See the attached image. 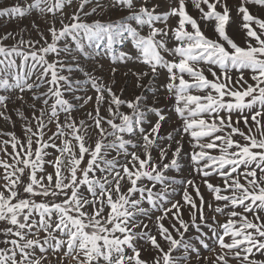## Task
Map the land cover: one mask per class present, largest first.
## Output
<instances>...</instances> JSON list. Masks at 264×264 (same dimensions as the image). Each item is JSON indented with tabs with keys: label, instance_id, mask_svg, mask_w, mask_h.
Returning a JSON list of instances; mask_svg holds the SVG:
<instances>
[{
	"label": "snow or ice",
	"instance_id": "snow-or-ice-1",
	"mask_svg": "<svg viewBox=\"0 0 264 264\" xmlns=\"http://www.w3.org/2000/svg\"><path fill=\"white\" fill-rule=\"evenodd\" d=\"M190 2L198 17L186 0L0 4V17L61 13L39 48L0 35V90L16 93L0 94V119L13 128L0 131V264H264V13L254 11L264 0L235 6L243 45L229 32L228 0ZM105 56L144 65L129 69L139 94L95 74ZM161 91L180 122L166 133ZM17 101L31 109L30 118L15 109L20 136ZM190 223L198 234L185 239Z\"/></svg>",
	"mask_w": 264,
	"mask_h": 264
},
{
	"label": "rangeland",
	"instance_id": "rangeland-1",
	"mask_svg": "<svg viewBox=\"0 0 264 264\" xmlns=\"http://www.w3.org/2000/svg\"><path fill=\"white\" fill-rule=\"evenodd\" d=\"M32 0H0V4H4L7 3L9 5L12 4H20V5H26L28 3H31ZM240 3V0H228V4L230 6V8L232 9L231 12V16H232V22L230 23V27H229V32L230 34L237 40V42L241 43L243 45L244 43V32L241 30V17L240 15L237 14L236 12V8L235 6L238 5ZM186 5H187V9L189 11V13L191 15H193L194 17H198L199 16V12L197 9H195L193 7V5L191 4L190 0H186ZM87 10V9H86ZM205 10H207L205 8ZM72 11L71 8H65L64 9V13L68 14ZM255 12H257L258 14L264 13V9H254ZM61 16V13L57 12L56 16L53 17L51 14H47L42 15L40 14L37 10H32L31 12L27 13L24 17H13V18H8V17H0V35L5 34L6 32H11L13 33V37L10 38L9 40L5 41L6 44L11 45L13 44L16 40H19L21 36H23V38L25 40L31 39L33 41L39 40L40 43L36 44V48L41 47L44 44V40L41 39L40 37V32H43L44 35L46 37H48L49 42L51 40L50 35L47 31L50 23L55 20L56 22V26L59 27V17ZM176 19H170L169 23L172 25H175L176 23ZM34 24L36 25V27H34ZM202 27H204V25L202 24ZM209 34L211 33V25H209L206 29H205ZM144 32H147V27H145ZM130 46L129 42H126V45L123 46H117L119 47L121 50H126V47ZM49 59H51V57H49ZM99 63L103 64V68L102 69H96L95 74L98 77H103V82L106 84H111L112 80L115 79L116 84H115V88H120V87H124L125 86V82L127 83V86L125 88V92H124V96L125 97H132L134 94H139V92L141 91L140 89H137L135 87L136 84V78L134 76L131 75V73L129 72V69H139V68H143L144 65L140 64V63H132L129 62L127 64L124 63H120L117 62L115 64H113L110 60L109 57H100L97 58ZM95 62L94 61H84V65L86 67H94ZM115 67L117 68V72L115 74V77L112 76L111 73V68ZM125 72H129V75L125 76L124 73ZM246 75H248L246 73ZM77 78H80L79 76ZM34 79V77H33ZM161 79H163V77H161ZM249 82L251 83V80H249ZM143 83H147V78H145V80L143 81ZM157 83H159V81H157ZM88 91L87 94L88 95H92L93 97H95V92L93 90H91L90 86H87ZM45 89H41V91H44ZM115 90V89H114ZM0 94H9L12 95L13 98L15 97L16 93H7L4 92L3 90H0ZM83 92H78L77 95H83ZM145 94L149 96V99L151 100V93L147 91V89H145ZM25 99L28 101V104L30 105L32 102L31 100V93H25ZM167 93L161 91L160 93H158V97L160 99L161 104H165L167 105V112L168 114L171 116V119L167 122L163 124V128H162V133H166L168 131H171V129L173 127H176L177 124H179L180 122L176 119L175 113L172 110L171 105L173 104L174 100L173 99H166ZM37 107H40L41 104L40 102H36ZM94 105V101L90 102L89 104H87L84 108L79 109L78 111H74L73 112V116L74 117H78V118H84L83 114L87 111L92 110ZM16 107H20V102L17 101L16 105H12L9 104V109L11 110V116H12V120L15 121V131L17 133L18 136L21 135V128L23 125V121L19 118V116L16 114ZM20 110L24 112V114L26 116H28L30 118L31 116V109L28 106H23L20 107ZM124 111H128L126 108L122 109ZM38 114V113H37ZM61 119H63V115L61 116ZM149 120L154 121L155 120V116L152 114H149L148 116ZM241 127H243V125H241ZM12 125L11 123L0 119V131H12ZM5 139L7 137H4ZM238 138V137H237ZM176 139H180L179 136H176ZM185 141H187L189 139L188 136H185ZM173 147H175V144L173 143ZM185 148L188 149L189 145L187 143H185ZM9 151H11V147H9L8 149ZM184 163H186V160L184 161ZM49 171H51V169H49ZM189 171V169L185 168L184 173L187 174V172ZM169 175H178L177 173L170 172L168 173ZM215 183H218V180L214 181ZM189 191H191V189H189ZM201 192L203 193V195L205 196L206 199H211V194L207 191V189L201 185ZM181 195L182 193H180L179 191L172 197H170L171 199L174 200H180L181 199ZM147 206V205H145ZM159 212H154L152 214V219H155L156 215H159ZM184 218L186 221L190 222V217L189 214L187 212L184 213ZM144 219V222L149 224V227H153V224L150 220H148L147 218H141ZM218 220L223 221V217H217ZM174 222V221H173ZM165 226H168L169 221L165 220L164 221ZM197 223H199V220H197ZM179 226V225H177ZM204 231H207V229H204ZM153 232L155 233V228L153 227ZM198 233L196 231V229L194 227L191 226L190 223V227L187 233H185V239H188L190 237H194L196 236ZM173 235L176 236V233L173 232ZM177 238H179L177 236ZM159 239V236H158ZM164 243V242H162ZM165 248L167 247L166 244H164ZM145 247H148V245H145ZM174 254H179V253H174ZM207 254V253H205ZM143 255L147 258H150L152 255H154V253L152 252L151 248L149 247V250L145 253H143Z\"/></svg>",
	"mask_w": 264,
	"mask_h": 264
}]
</instances>
